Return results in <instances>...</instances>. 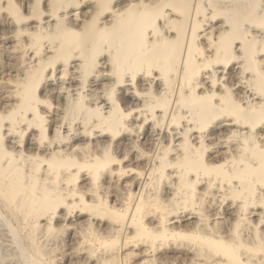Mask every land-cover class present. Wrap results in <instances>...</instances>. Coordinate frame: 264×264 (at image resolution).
Returning <instances> with one entry per match:
<instances>
[{
  "label": "bare ground",
  "instance_id": "obj_1",
  "mask_svg": "<svg viewBox=\"0 0 264 264\" xmlns=\"http://www.w3.org/2000/svg\"><path fill=\"white\" fill-rule=\"evenodd\" d=\"M0 57L2 255L264 264V0H0Z\"/></svg>",
  "mask_w": 264,
  "mask_h": 264
},
{
  "label": "rangeland",
  "instance_id": "obj_2",
  "mask_svg": "<svg viewBox=\"0 0 264 264\" xmlns=\"http://www.w3.org/2000/svg\"><path fill=\"white\" fill-rule=\"evenodd\" d=\"M3 57H0V83L1 84H3L4 85V83H5V85H6V82H10V81H12L14 78H15V74H16V72H13V71H11V70H9L8 69V67H7V64L6 63H8V61H7V59L6 58H4V59H2ZM2 67V68H1ZM5 67V68H4ZM7 67V68H6ZM9 70V71H8ZM8 72V73H7ZM12 74V75H11ZM7 76V77H6ZM12 76V77H11ZM14 76V77H13ZM4 80H3V79ZM6 78H8V79H6ZM2 79V80H1ZM49 100H50V102L51 103H55V100L53 99V98H49ZM64 234V233H63ZM63 236H65L66 237V234L65 235H63ZM62 235H61V237H63ZM65 237H63L62 239L60 238V240H59V243H61L62 245H64V246H60L61 244H59V246L60 247H67L68 248V245L67 244H69L70 242L67 240V238H65ZM7 238V236H6V233H5V231L3 230V228H2V226H0V259H5L6 260V262H5V260H2V264L4 263H9V264H19V262H16L15 260H12L11 259V254H9L8 256L7 255H2V254H5L6 252H8V253H10L11 251V248H10V246H9V244H7L8 243V238ZM64 240H65V242H64ZM61 241V242H60ZM64 242V243H63ZM66 249V248H65ZM59 251H61V249L59 250ZM7 254V253H6ZM2 255V256H1ZM4 256H6V257H4ZM60 256V255H59ZM59 256H57L58 257V259H57V261L59 262V260H60V262L62 261L61 259H63L62 258V256L61 257H59ZM2 257V258H1ZM9 257V258H8ZM74 260V261H73ZM73 260H71V261H67V260H64L63 259V262H61V263H59V264H84L83 262H79V261H75V259H73ZM8 261V262H7ZM11 261H12V263H11ZM16 263H15V262ZM56 261V264H58V262ZM73 261V262H72ZM67 262V263H66ZM131 262H133V264L135 263L134 261H131ZM129 263V264H132V263ZM119 264H123V263H119ZM125 264V263H124ZM135 264H137V263H135Z\"/></svg>",
  "mask_w": 264,
  "mask_h": 264
}]
</instances>
